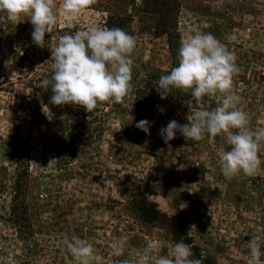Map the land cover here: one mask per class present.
Wrapping results in <instances>:
<instances>
[{
	"label": "rangeland",
	"instance_id": "rangeland-1",
	"mask_svg": "<svg viewBox=\"0 0 264 264\" xmlns=\"http://www.w3.org/2000/svg\"><path fill=\"white\" fill-rule=\"evenodd\" d=\"M95 25L136 37L132 93L145 75L171 69L168 37H156V28H176L181 40L211 33L235 54L237 108L248 114L252 130L264 128V0H96L76 21L58 16L46 35ZM31 32L27 20L0 24V264H77L64 244L73 236L92 244L91 264L134 261L149 244L157 246L153 256L166 255L176 241L165 222H146L137 214L135 207L146 204L161 217L184 221L181 242L203 264H247V241L264 236V143L254 176L226 180L218 152L221 144L229 147L226 134L168 145L158 134L170 120L187 123L195 110L148 120L150 135L133 125L137 117L125 113L128 103L78 128L76 107L49 103L51 88L44 81L50 75L38 65L43 44L36 46ZM194 104L217 106L209 98ZM181 138L177 133L175 139ZM57 149L64 150L59 161ZM15 193L27 211L21 231L9 220ZM119 237L127 238L124 257L113 255Z\"/></svg>",
	"mask_w": 264,
	"mask_h": 264
},
{
	"label": "clouds",
	"instance_id": "clouds-1",
	"mask_svg": "<svg viewBox=\"0 0 264 264\" xmlns=\"http://www.w3.org/2000/svg\"><path fill=\"white\" fill-rule=\"evenodd\" d=\"M95 3L96 0H60L59 4L57 0H0V24L27 20L32 26V42L41 47L58 16L76 21ZM135 47L136 37L118 27L95 25L60 35L48 61L52 74L44 81V88H51L49 103L79 107L87 113L104 104L123 103L133 90L131 55ZM177 59L178 65L157 81L160 99L179 91L190 94L198 104H203L205 98L215 99L217 106L211 110L199 108L187 116L184 124L170 120L159 129L164 144L168 145L177 133L187 142L206 137L214 140L226 134L228 149L223 144L218 148L223 178L254 176L261 165L258 152L264 143V128L252 130L248 114L236 106L239 97L232 91L233 76L239 68L235 54L211 33L197 32L182 38ZM135 126L150 135L152 125L148 120H140ZM126 241V237L116 239L115 257L126 256ZM64 244L77 264H91L96 258L92 244L83 239L73 236ZM247 246V264H264V236L252 235ZM153 250L158 251L157 246L149 244L147 251H138L134 261L124 258L114 264H149L150 260L152 264H203L201 259L193 258L191 245L183 242L174 243L166 255L153 256Z\"/></svg>",
	"mask_w": 264,
	"mask_h": 264
},
{
	"label": "trees",
	"instance_id": "trees-1",
	"mask_svg": "<svg viewBox=\"0 0 264 264\" xmlns=\"http://www.w3.org/2000/svg\"><path fill=\"white\" fill-rule=\"evenodd\" d=\"M109 28V25L107 26ZM65 33L73 34L75 33L73 30L65 28L62 30H57L56 35L54 37L45 35V42L42 45V48L44 49V57L41 60H38V65L41 67L40 70L46 71L50 76L52 74L51 69V63L48 62L51 57V51L56 46L57 39L60 35H63ZM167 36L168 37V46H169V53L172 59V66L176 67L178 65V50L181 43V37L177 31L176 28H173L166 33L165 31H162L158 28H156V37H162ZM52 48L51 51H45L47 48ZM31 62V61H30ZM28 61V64H30V68L28 73L33 74L35 73V67L31 65ZM2 64V61L0 60V66ZM170 71V70H169ZM167 72H158V71H152L151 73L145 75V77L142 79V81L139 83L138 87H135V91L131 93L128 97L125 98L123 103L120 104H104L96 109H94L91 113L85 112L82 108L76 107L74 115V120L76 122V125L78 128L80 127H86L91 122L89 120H93L101 113H104L105 109H108L109 107L112 109H115L116 106H120L123 104L128 103V106L130 109H125V113L133 116H136L137 118L133 120V125H136V123L140 120H150L153 119L156 116H160L163 112L166 113V117L173 116L177 111H186L188 109L191 110H198L199 108L196 107L194 104V100H192L190 94H182L179 91H173L171 95L168 96L167 99L161 100L156 87H157V81L159 80L160 76L166 75L169 73ZM2 82H6V79H4ZM10 86L12 88L13 83H10ZM191 99V101H190ZM178 104L179 107L177 106ZM184 104V107H183ZM191 104V106H190ZM179 108H182L179 110ZM123 111V112H124ZM152 127L150 128V130ZM80 134L76 133L74 137L80 138ZM192 143V141H186L184 138L181 139H173L169 143ZM149 144V142H148ZM71 145H73V142H71ZM150 145V144H149ZM154 146V145H153ZM63 149H57L56 150V158L57 160H61V153H63ZM19 173V171H18ZM20 174V173H19ZM17 177H21L19 175ZM27 174V173H26ZM18 184V183H17ZM16 192H19L18 188L19 186H16ZM19 196V195H18ZM17 196V193L12 198V206H11V218L9 219L10 222L18 228V230H22L26 228V224L28 223V218L26 216V208L24 203L18 202L19 197ZM135 211L137 214H140L143 219H145L146 222H165L167 226H169L170 232L172 233L173 239L176 242H181V239L184 237V221L181 220L179 217H172L170 219H167L166 217H161L159 211L156 209V206L146 204L145 206H139L135 207ZM184 243V241H183Z\"/></svg>",
	"mask_w": 264,
	"mask_h": 264
}]
</instances>
